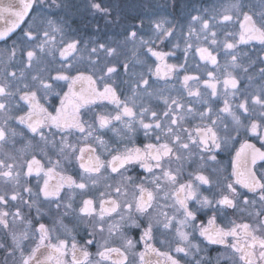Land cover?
<instances>
[{
  "label": "snow or ice",
  "instance_id": "1",
  "mask_svg": "<svg viewBox=\"0 0 264 264\" xmlns=\"http://www.w3.org/2000/svg\"><path fill=\"white\" fill-rule=\"evenodd\" d=\"M37 2L0 0V41H7L17 29L21 31L18 41H13V46L6 49L7 62L0 77V184L5 186V191L0 193V206L20 202L27 205L29 212L32 208L36 211L34 225L33 219L26 217L19 206L14 212L0 210V228L11 239V245L0 243L5 253L3 264L9 261L11 264H181L171 254V247L161 251L153 245L154 229L158 227L174 231V251L191 257L187 264H213L212 257L201 254L204 250L200 244L193 243L191 237L196 232L208 244L223 245L230 250L227 256H218L215 264H221V259L231 264H264V172L258 174L255 170L257 162L264 161V150L247 140L241 142L231 161L230 178L224 177L222 187L219 182L215 183L218 194L212 193L214 181L204 171L210 161L217 162V154L235 140L232 133L238 136L241 128L256 136L264 146V66L259 68L261 83L240 97V80L234 74L237 69L248 73L255 64L246 52L238 51L240 45L258 43L264 49V0H259L258 10L243 0H234L220 10H205V14L190 17L184 36L185 54L187 56L189 50L198 54L207 78L185 74L181 84L187 97L205 107L200 110L194 105L186 106L181 95H160L165 105L162 112L146 106L143 100L155 94L153 77L168 80L178 68H183L166 62L174 53L153 47L156 39L163 42L164 38L173 36L174 28L169 21L151 22L155 39L144 38L141 19L138 26L125 30L123 41L116 47L103 42H93V46H89L78 38L69 37L61 22L47 18L39 10L34 11ZM175 2L173 0L171 6ZM51 6L66 8L69 5L51 0ZM89 7L96 13L111 14L109 8L96 0H89ZM24 24L26 27L21 28ZM237 24L238 31L228 30L229 25ZM18 46H22L23 56L19 75L8 69L16 59ZM142 50L155 58L154 67L142 58ZM221 51L226 61L223 65L218 59ZM57 54L62 63L52 68ZM245 57H248L247 64ZM85 58L89 65L86 71L77 66V62ZM258 59L264 64V56ZM137 65L145 66L146 71H137ZM118 73L124 76L120 84L127 86L123 98L115 79ZM247 78L249 82L253 80L251 75ZM60 82L67 91L55 90L54 84ZM221 83L223 106L214 110L212 100L220 98L218 85ZM52 94L60 98L59 107L49 111L42 101ZM97 101L114 105L115 112L99 113L89 122L83 118L81 110ZM196 116L200 124L184 126L189 117ZM243 119H248L249 123L245 125ZM10 121L27 128L35 139H28L17 149L15 138L21 134ZM113 122L122 127L117 129ZM136 125L149 139L154 134L155 142L146 143L142 148L109 149L106 141L96 135L98 130L109 129L127 137L137 131ZM76 133L80 135L73 142L71 138ZM92 141L107 153V157L92 146ZM81 142L84 146H79ZM7 145L11 148L5 150ZM50 152L56 159H52ZM38 155L47 160V166ZM74 161L80 170L78 179L65 172V164ZM186 165H195V168L188 171L185 178ZM136 166L148 176L137 179L129 175ZM33 174L38 178L35 192L27 182L24 186L20 184L22 175L32 177ZM41 174L44 177L42 187ZM53 179L56 183L50 184ZM146 182L151 187L146 186ZM101 184L103 190L99 191L98 207L93 198L76 203L77 190L85 193ZM237 186L246 189L252 198L238 191ZM21 187L28 199L18 190ZM129 188L133 189L131 199L127 198ZM202 188L212 194L205 195ZM190 202L198 207L191 208ZM45 203L47 213L41 211ZM168 208L172 209L171 214L166 211ZM204 209L212 210L213 214L206 225H197V212ZM224 209L246 212L253 222L231 221L229 226H218L217 213ZM45 214L53 216L52 227L39 222ZM66 218L75 220L76 225L69 228ZM80 223L91 229L83 244L72 235ZM17 224L23 225L18 232L13 230ZM105 226L109 237L118 234L123 244L113 247L104 240L95 253L98 259L94 260L89 246L98 243L96 235L104 233ZM125 228L138 229L139 240L129 237L123 231ZM28 240H32L33 245L26 246ZM141 243L143 251H137ZM161 243L171 245V241Z\"/></svg>",
  "mask_w": 264,
  "mask_h": 264
},
{
  "label": "flooded vegetation",
  "instance_id": "2",
  "mask_svg": "<svg viewBox=\"0 0 264 264\" xmlns=\"http://www.w3.org/2000/svg\"><path fill=\"white\" fill-rule=\"evenodd\" d=\"M61 3H67L69 6L66 8H56L55 6H51V0H43L40 2L38 0L37 4L34 6V11L39 10L42 14L46 15L47 18L56 20L61 22L65 28L66 33L69 37H75L83 42L89 44V46H93V42H103L109 44L113 47H116L120 42L123 41L124 36L126 34V29L131 28L134 25H139L141 19H143V29L142 34L145 39L152 38L155 39L152 31V21H158L161 19H166L169 21L170 25L174 28V34L172 37L164 38L163 42L161 40L156 39L154 48L158 50H162L165 52H172L174 55H171L167 58L168 64H174L177 66H183V68H178L177 72L172 75L171 79L168 80H157L155 77L152 78L153 83V91L154 95L152 97H145L143 103L150 107L153 110L158 112H162L165 109V105L163 100L159 98L160 95L163 96H171L175 97L177 95L182 96V100L186 106L194 105L196 109L203 110L204 105L196 103L194 98L187 97V94L182 89V79L183 75H201L202 79H206L204 76V63L200 61L198 54L195 53L194 50H189L187 56L185 54V43L184 36L187 34V28L190 23V17L192 15L197 14H205V10L212 11L213 9L220 10L223 6L228 5L234 0H176L175 5L173 4V0H96L97 3H100L103 7H107L110 9V15H104L101 13L94 12L89 7V0H59ZM243 2L249 6H253L254 9L258 10L259 8V0H243ZM30 17L32 13L29 14ZM166 27L168 25H165ZM26 24L21 25V28H25ZM198 28L199 25H196ZM229 31H238V24L235 26L229 25ZM183 32V35L181 34ZM21 35L20 29H17L16 33L7 40L0 41V77L3 76L5 63L7 62V51L6 49H10L13 46V41H18L19 36ZM220 35V39H223V35ZM59 39V37H58ZM178 45V46H177ZM18 46L17 48V56L13 63L8 65L9 71H16L19 75L20 70L23 68V65L20 61L23 59L21 55V50ZM82 47V46H81ZM238 51L242 54L246 52L248 57L251 60L255 61L248 73H243L241 70H235V75L239 77L240 84L238 90V97L243 96L246 92H251L254 90L255 86L260 84L261 81L259 79V68L264 66V64L260 63L258 59L259 56H264V49L258 44L253 43L251 45H240ZM85 57L87 56L84 53ZM248 57H245L244 62L248 63ZM142 58L146 60L147 65L153 66L155 63L154 57H151L150 54L146 52V50H142ZM72 58L70 57L69 60ZM103 59V57H102ZM123 59V55L120 57ZM219 62L223 65L225 61L223 51L219 54ZM62 63L59 59V55L57 54L56 63H54L51 67L58 68ZM200 65V68H197V65ZM77 66L81 70H87L89 65L88 61L85 58L82 61L77 62ZM211 68V65H208ZM137 71H146V67L143 65L136 66ZM219 75V73H218ZM251 75L253 80L249 82L248 76ZM117 81V86L119 94H121V98H123L124 94H127V86L121 85V80L124 79L122 73H118L115 77ZM251 85V86H249ZM102 88V85H99ZM55 90L57 92L67 91L66 86L63 85V82H60L58 85L54 84ZM218 89L221 93L219 99L212 100V106L215 109L222 107L223 101V85L222 83L218 85ZM162 90V92H161ZM201 90L204 91L203 86L201 85ZM59 97L55 94H52L48 97L47 100L42 101L45 106L52 111L55 107H59ZM231 99V98H230ZM115 112L114 105L110 104L107 101H97L95 104L88 105L84 109L81 110L83 118L91 122L94 117L99 113H113ZM23 114V113H19ZM258 119V117H253ZM231 125L230 118L227 121ZM117 129H120L122 126L118 122H113ZM201 121L198 116L195 118L189 117L187 122L184 124L185 127H194L197 124H200ZM243 123L247 125L249 123L248 119H243ZM9 124L12 127H15L17 132L21 135H18L15 140V147L17 149L21 148L25 143H27L28 139L33 138L32 134L22 125H18L15 121H10ZM137 131L132 134H127V138L124 134L118 135L116 131H111L109 129L98 130L96 135H99L102 139H104L107 143L109 149H113L119 147L121 150L125 146L132 147H143L146 143L155 142L154 134H152V138L146 137L144 135L143 129L139 128V125H136ZM221 135H223V130L220 129ZM80 134L76 133L71 139L73 142H76V137ZM235 137L233 142H230L228 146L221 150L217 154V162H209L208 166L204 169L205 174L209 175L214 181V186L212 188V193L218 194V189L215 187V183L219 182L221 187L225 183L224 177L230 178L231 173V161L235 156V150L239 148L240 143L247 140L249 143L255 144L257 148H262L264 150V146L261 145V141L256 137L251 135L249 132H246L244 128L240 129V134L237 136L235 132L232 133ZM35 139V138H33ZM58 140L59 137L57 136ZM92 146L97 148L98 152H101L107 157V153L95 142L92 141ZM79 146H84V142H81ZM11 148V145L5 146V150ZM49 155L52 156V159H56L54 153L50 152ZM38 159H41V162L47 166V160L41 156H37ZM65 172L66 174L73 175L75 178H79L78 173L80 172L78 164L74 161L72 164H65ZM175 167V164L173 165ZM186 171L184 173V177H187L188 171H192L195 168V165H186ZM257 173L264 172V161H258L256 165ZM139 174V176H138ZM129 175H132L134 178L140 179L143 177H147L148 173L144 172L139 166H136ZM37 177L33 174L32 177L21 176L20 184L24 186L27 182V186L33 188V191H37ZM43 175L39 178L40 186L43 185ZM56 180L53 179L50 181V184H55ZM146 186L151 187V185ZM238 191L243 193L248 198H252V194L248 193L246 189H242L237 186ZM25 199H28V194L23 192V187L18 189ZM103 190V184L99 186L97 189L90 188L85 193H80L79 190L76 192V203L79 204L81 199L93 198L97 202L99 201V191ZM5 191V186L0 184V193ZM10 191V188H9ZM67 189L64 190L66 192ZM202 191L205 195H211L206 188H202ZM133 189H128V199L132 198ZM64 193L62 192V195ZM43 200V197H41ZM163 203V201H161ZM19 206L21 208L22 213L28 217L29 219H33V224L36 225L35 217L36 211L35 208H32L29 212L27 205H22L20 202H10L7 206H0V210H9L14 212L16 207ZM190 207L195 209L198 207L194 202H190ZM48 205L45 203L41 207V211L47 213ZM170 214L172 212L171 208L166 209ZM213 214L212 210L204 209L197 212V220L195 223L197 225L203 223L207 224L208 218ZM9 221H11L12 217H8ZM116 221H119V216L115 217ZM71 218H66L65 223L68 224L69 228H72L76 225L75 220H71ZM231 221H235L236 223H252V218L248 216L246 212H241L239 210L233 209H224L222 213H217L216 223L218 226L226 227L229 226ZM45 223L49 227L53 226L54 220L53 216L50 214H45L40 218V221ZM111 222V221H109ZM38 226V225H37ZM23 228V225L17 224L13 226L14 231H20ZM90 228H86L83 223L78 224L75 227V231L72 235H75L76 240L83 244V241L86 237ZM191 232V229H187ZM129 237L134 240H139L140 232L138 229H127L123 230ZM61 236L64 235L62 231L59 233ZM154 240L152 241L153 245L159 248L161 251H168L171 247V254L180 260L181 264H187L191 260V257H184L183 254H178L174 251L176 246V238L173 230H165L162 227H158L154 229ZM193 239V243H199L202 250V255L210 256L213 259V264H215V259L220 256L224 257L230 253L229 249H226L223 245H212L208 244L202 237L199 236V233L196 232L191 237ZM71 240V236L68 237ZM104 240H108V243L113 247H120L123 244V240L120 235H113L109 237L107 232V227L105 226V231L102 234L96 235L97 244L89 246V251L92 253V259H98L95 256L97 252V248L99 244H103ZM161 241H171V245L168 243H161ZM0 243H5L6 245H11L10 235L6 233L2 228H0ZM32 240L25 241L26 246L33 245ZM137 251H143V244L137 245ZM5 253L3 249H0V264H3ZM155 260V257H152ZM9 264L11 262L9 261ZM221 264H231L230 261L226 259H221Z\"/></svg>",
  "mask_w": 264,
  "mask_h": 264
}]
</instances>
